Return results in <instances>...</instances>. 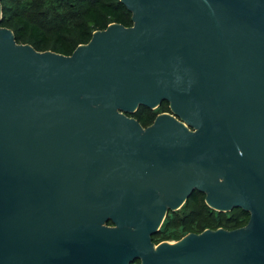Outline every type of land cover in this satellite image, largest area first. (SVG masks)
<instances>
[{
  "label": "water",
  "instance_id": "1",
  "mask_svg": "<svg viewBox=\"0 0 264 264\" xmlns=\"http://www.w3.org/2000/svg\"><path fill=\"white\" fill-rule=\"evenodd\" d=\"M121 2L65 56L0 0V264H264V0ZM196 191L249 222L156 244Z\"/></svg>",
  "mask_w": 264,
  "mask_h": 264
},
{
  "label": "trees",
  "instance_id": "2",
  "mask_svg": "<svg viewBox=\"0 0 264 264\" xmlns=\"http://www.w3.org/2000/svg\"><path fill=\"white\" fill-rule=\"evenodd\" d=\"M2 8L1 26L14 32L17 43L65 56H71L78 46L88 44L96 31L113 23L133 25L132 13L121 0H2ZM169 112V104L164 102L156 110L140 107L131 117L146 128L159 114ZM249 219L250 214L242 209L228 213L211 209L205 195L196 191L180 210L167 215L153 241H179L207 229L235 230L246 226Z\"/></svg>",
  "mask_w": 264,
  "mask_h": 264
},
{
  "label": "rangeland",
  "instance_id": "3",
  "mask_svg": "<svg viewBox=\"0 0 264 264\" xmlns=\"http://www.w3.org/2000/svg\"><path fill=\"white\" fill-rule=\"evenodd\" d=\"M172 242H176V241H172Z\"/></svg>",
  "mask_w": 264,
  "mask_h": 264
}]
</instances>
